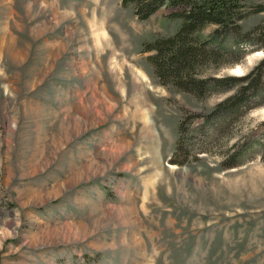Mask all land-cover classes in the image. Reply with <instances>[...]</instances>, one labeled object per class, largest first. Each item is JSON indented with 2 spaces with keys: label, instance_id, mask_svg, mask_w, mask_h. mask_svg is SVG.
Listing matches in <instances>:
<instances>
[{
  "label": "rangeland",
  "instance_id": "rangeland-1",
  "mask_svg": "<svg viewBox=\"0 0 264 264\" xmlns=\"http://www.w3.org/2000/svg\"><path fill=\"white\" fill-rule=\"evenodd\" d=\"M191 1L0 0V264H264V95L218 107L239 81L161 85L143 50ZM215 1L232 20L197 32L219 30L198 77H244L264 0Z\"/></svg>",
  "mask_w": 264,
  "mask_h": 264
},
{
  "label": "trees",
  "instance_id": "trees-1",
  "mask_svg": "<svg viewBox=\"0 0 264 264\" xmlns=\"http://www.w3.org/2000/svg\"><path fill=\"white\" fill-rule=\"evenodd\" d=\"M169 1L177 0H122V5L124 7L133 5L137 18L145 20ZM190 4V6L188 5L189 9L185 8L181 12H171L169 17H179L182 19L181 27L175 34L168 36L160 35L153 41L143 44V50L151 53L148 59L154 68V73L159 83L165 86L171 85L178 90L192 92L196 96L201 97L216 90L219 85H222V90H229L231 86L233 88L236 85V81H239L238 89L232 96H229L224 102L220 103L218 107L232 103V109L241 106L238 108L246 107L247 110L246 104L252 96L264 95V57L244 77L199 78L197 72L198 64L209 52L208 46L217 39L219 30L217 29L208 40L203 42L198 40L196 36L197 32L209 23L223 25L227 20H232V18L229 17L230 7H228L225 1L221 4L215 0H205L200 3L193 0ZM239 27L241 28L240 24ZM260 27L261 24L256 25L248 33L252 35ZM245 41L237 40L234 46L239 47V44L244 42L253 45V48L262 47V45L255 46L256 44L252 40ZM197 42H199V46ZM238 50L242 52V49ZM188 122H190V118L180 121L179 138L173 153L174 155L170 158V163L172 164L182 165L185 163V160H179L177 157L180 158L181 156L180 153L183 149L181 143L184 140V133L186 132V124ZM234 165L235 163L232 164V166Z\"/></svg>",
  "mask_w": 264,
  "mask_h": 264
},
{
  "label": "bare ground",
  "instance_id": "bare-ground-1",
  "mask_svg": "<svg viewBox=\"0 0 264 264\" xmlns=\"http://www.w3.org/2000/svg\"><path fill=\"white\" fill-rule=\"evenodd\" d=\"M151 132V131H150Z\"/></svg>",
  "mask_w": 264,
  "mask_h": 264
}]
</instances>
